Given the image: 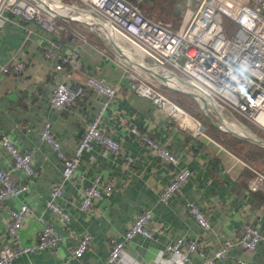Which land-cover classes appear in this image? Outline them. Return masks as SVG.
<instances>
[{
	"label": "crops",
	"instance_id": "1",
	"mask_svg": "<svg viewBox=\"0 0 264 264\" xmlns=\"http://www.w3.org/2000/svg\"><path fill=\"white\" fill-rule=\"evenodd\" d=\"M185 1L142 0L139 4L145 14L160 17L167 13L176 23ZM27 25L31 27L28 32L18 21L0 28V64H10L14 58L25 60L22 71L0 69V133H8L19 149L30 151L35 167L28 177L19 170L12 172L16 181L28 180L21 198L27 202L29 211L17 235L12 236L6 229L10 220L8 207L15 206L19 198L4 199L0 208V245L33 242L46 222L63 238L53 248L16 256L12 264H81V261L106 264L111 238L119 236L144 207L151 209L149 226L153 235L138 233L127 240L116 264H187L163 247L179 234L196 237L208 252L220 241L236 237L243 223L256 225L264 233V191L249 188L253 165L234 149L235 146L242 151L260 150L262 157L253 153V159L258 158L263 166L264 151L260 148L264 149V145L248 140L231 141L234 146L224 143L221 140L224 135L211 129L214 124L207 116L203 119L199 116L204 133H193L151 96L138 93L129 84L121 50L117 51L86 25L72 20L68 25L78 33V38L68 37L61 30L57 50L61 54L72 50L70 61L64 63L71 69L66 81L83 92L73 105L60 110L52 108L49 94L57 72L43 63L41 50L47 43V33L31 21ZM81 35L85 40H81ZM88 73L102 76L116 86L117 92L105 107L99 124L119 141L120 147L112 150L95 142L82 151L58 198L70 214L63 221L45 207L49 187L60 175L61 161L55 149L40 137V128L48 120L61 150L66 155L72 153L85 122L94 115L102 98L85 86ZM132 125L164 143L177 156V161H163L130 130ZM126 154L131 156L129 161ZM10 160L0 145V167H8ZM183 166H188L192 173L166 201L160 200L159 191L172 173ZM95 174L103 180L111 179L112 190L108 195L94 197L87 209H81L82 189ZM187 199L195 201L204 211L209 227L197 223L185 206ZM82 231L90 232L92 239L78 259L70 256L69 251ZM200 258L197 251L190 252L191 260ZM240 261L264 264V243L258 242L252 251L232 244L211 264H242Z\"/></svg>",
	"mask_w": 264,
	"mask_h": 264
},
{
	"label": "built area",
	"instance_id": "2",
	"mask_svg": "<svg viewBox=\"0 0 264 264\" xmlns=\"http://www.w3.org/2000/svg\"><path fill=\"white\" fill-rule=\"evenodd\" d=\"M139 1L142 0H0V28L8 22L18 21L28 32L31 27L27 22L31 21L47 33V43L41 53L43 63L57 72L49 94V104L54 109L73 105L83 92L66 81L71 69L64 63L70 61L72 50L62 54L57 50L61 30L68 37L78 38V33L68 25L72 20L86 25L111 46L112 42L116 43L124 54L122 64L129 84L138 93L151 96L169 114L177 117L181 125L191 128L193 133H204L201 118L159 90L153 80L156 78L143 67L165 75V82L170 86L205 97L215 115H221V122L223 118L226 119L227 113H239L264 130V0H195L194 4L192 0H186L176 23L165 16L145 14ZM223 18L233 23L231 33L223 28ZM81 40H85L82 35ZM24 61L14 58L10 64H0V69L22 71L25 69ZM170 79L175 82L168 83ZM84 84L101 94L102 98L94 115L85 122L72 153L66 155L61 150L60 141L48 120H44L40 128V137L55 149L61 161L60 175L49 187L45 207L63 221L68 220L70 214L60 205L58 198L63 192L64 182L75 171L82 151L91 148L95 142L112 150L120 147L119 141L99 124L105 107L117 92L116 86L93 73L86 75ZM226 120L236 123L232 119ZM130 130L163 161H177V156L164 143L135 125ZM0 145L11 159L8 167H0V208L4 199L10 196L19 198L15 206L8 207L10 220L6 225L9 234L16 236L29 211L27 202L21 198L28 188V180L16 181L12 172L19 170L28 177L35 172V167L31 152L19 149L8 133H0ZM125 158L129 161L131 156L126 154ZM251 169L249 188L264 191V171L254 166ZM191 173L188 166L176 169L159 191L158 198L166 201ZM112 187L111 179L103 180L99 174H95L82 189L79 207L87 209L94 197L110 194ZM185 206L199 225L209 227V219L195 201L187 199ZM151 215V209L144 207L119 236L111 238L106 264L119 262L124 243L135 234L153 235L149 226ZM62 238L54 226L46 222L33 242L0 245V264H12L16 256L36 249L53 248ZM91 239L90 232L82 231L70 248V256L79 259ZM260 241L264 243V233L256 225L243 223L236 237L220 241L217 247L208 252L196 237L183 234L176 235L163 247L187 264H211L232 244L252 251ZM191 251H197L201 258L191 260ZM81 264L92 263L81 261Z\"/></svg>",
	"mask_w": 264,
	"mask_h": 264
},
{
	"label": "trees",
	"instance_id": "3",
	"mask_svg": "<svg viewBox=\"0 0 264 264\" xmlns=\"http://www.w3.org/2000/svg\"><path fill=\"white\" fill-rule=\"evenodd\" d=\"M70 22V21H69ZM169 82V81H168ZM170 83V82H169ZM171 84V83H170ZM173 85V84H172ZM169 89L172 91V93H169V97H171L173 100L177 101L178 103H180L182 106L186 107L187 109H189L191 111V113L195 114V115H198L200 117L205 118L204 114H202L200 112V109L197 105L194 104V102H192L191 100L190 101H187L189 100V96L188 95H184V93H182L181 91H178L176 89H172L169 87ZM170 92V91H169ZM246 122H248V127L251 129V131L257 133L260 135V132L258 130V126L253 124L251 121L249 120H246ZM211 129H214L215 132H219L220 134L224 135L225 138L221 139L224 143L228 144V143H231V141H235V142H246V140L244 139H241V138H238V137H234L232 135H226L227 132L223 131V129H217V127L214 125H211ZM227 136H228V139H227ZM229 140V142H228ZM248 143V142H247ZM233 145V144H232ZM234 146V145H233ZM234 149L235 151L241 155L243 158H245L247 161H249L254 167L258 168V169H261L264 171V164L263 166L260 165L257 161V159H253V155L256 154L257 156L261 155V152L260 150H254L251 151V150H245V151H242L239 149V147L235 148L234 146ZM264 151L263 148H260ZM259 151V152H258ZM254 153V154H253ZM262 157V155L260 156Z\"/></svg>",
	"mask_w": 264,
	"mask_h": 264
},
{
	"label": "rangeland",
	"instance_id": "4",
	"mask_svg": "<svg viewBox=\"0 0 264 264\" xmlns=\"http://www.w3.org/2000/svg\"><path fill=\"white\" fill-rule=\"evenodd\" d=\"M146 5V4H145ZM160 15H162V16H165V17H167L166 15H167V13H162V14H160ZM179 18V17H178ZM221 23H222V25H223V28L228 32V33H231L232 32V29H233V23L230 21V20H228V19H226V18H223L222 19V21H221ZM124 45L125 46H130L128 43H124ZM133 51H135V52H137L138 54H140V55H142V53H139L136 49H132ZM136 63H138L137 61H135ZM130 64H131V66L133 65L132 64V62H129ZM132 67H134V66H132ZM136 68V67H135ZM153 80H154V82L157 84V88L159 89V90H161L162 92H164L165 94H167L168 96H169V93H172V91L169 89V87L165 84V83H163L162 81H159V80H156V79H154L153 78ZM170 83H174L175 82V80L174 79H170V80H168ZM171 88V87H170ZM173 89V88H172ZM177 90V89H176ZM170 91V92H169ZM178 91H180V90H178ZM182 92V91H181ZM182 93H184V95H188L190 98H189V100H187V101H192V102H194V104L195 105H197L199 108H200V110H201V113L202 114H204L203 113V110L201 109V106H200V103H199V101H198V99L196 98V97H194L193 95H191V94H189V93H186V92H182ZM208 103V102H207ZM186 108V107H185ZM187 109V108H186ZM187 110H189V109H187ZM190 111V110H189ZM204 111L207 113V114H209V115H211V116H213V117H215L214 115H215V113H214V109L211 107V105H207V107L204 109ZM191 112V111H190ZM227 115L228 116H226V119H228V120H234L236 123H238V124H234V123H231V122H229V121H227L226 119H224L223 118V124H225L226 126H229V127H232V128H235V129H237V130H239V131H241L242 129H244V130H247L248 132H252L253 133V135H255V136H257V137H260V138H262V139H264V130L263 129H261L260 127H258L259 128V130L262 132V134L263 135H259V134H257V133H255V132H253V131H251V129L248 127V122H246V120H249V119H247V118H245L244 116H242V115H240L239 113H234V114H232V115H230L229 113H227ZM204 116H206L205 114H204ZM250 121V120H249ZM252 122V121H251ZM253 123V122H252ZM255 124V123H254ZM256 125V124H255ZM258 126V125H257ZM242 132V131H241Z\"/></svg>",
	"mask_w": 264,
	"mask_h": 264
},
{
	"label": "water",
	"instance_id": "5",
	"mask_svg": "<svg viewBox=\"0 0 264 264\" xmlns=\"http://www.w3.org/2000/svg\"><path fill=\"white\" fill-rule=\"evenodd\" d=\"M112 45L115 49H117V51H120V47L112 42ZM123 54V53H121ZM124 55V54H123ZM143 69L147 72H149L150 74H152L156 79H159L160 81H162L163 83H165L168 87H171V88H174V89H177V90H180L176 87H173V86H170L168 85L165 81L167 79V77L165 75H163L162 73L158 72V71H155V70H152L151 68H148V67H143ZM182 92H186V93H189L191 95H193L194 97H196L198 100H199V103L201 105V109L203 110V113L210 119V121L215 125L217 126L218 128L220 129H223L237 137H240L242 139H245V140H248V141H252V142H255V143H258V144H262L264 145V140L260 137H257L255 135H253L252 133L248 132V131H239L235 128H232V127H229V126H226L224 124H222V122L220 121L222 119L221 115L217 114L218 116V119L219 120H216L214 119L211 115L207 114L204 109L207 107V100L205 97H203L202 95H199L198 93L196 92H193V91H186V90H180Z\"/></svg>",
	"mask_w": 264,
	"mask_h": 264
},
{
	"label": "bare ground",
	"instance_id": "6",
	"mask_svg": "<svg viewBox=\"0 0 264 264\" xmlns=\"http://www.w3.org/2000/svg\"><path fill=\"white\" fill-rule=\"evenodd\" d=\"M169 83V82H168ZM225 125V124H224Z\"/></svg>",
	"mask_w": 264,
	"mask_h": 264
}]
</instances>
